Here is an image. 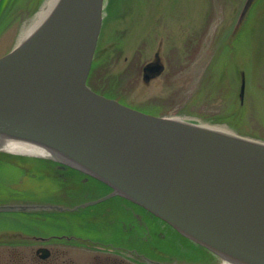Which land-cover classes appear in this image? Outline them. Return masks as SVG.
I'll list each match as a JSON object with an SVG mask.
<instances>
[{"label": "water", "instance_id": "95a60500", "mask_svg": "<svg viewBox=\"0 0 264 264\" xmlns=\"http://www.w3.org/2000/svg\"><path fill=\"white\" fill-rule=\"evenodd\" d=\"M253 2L246 1L240 20ZM104 6L105 0H64L32 39L0 59V134L63 151L222 258L264 264L263 140L143 113L90 89ZM163 69L159 60L148 64L144 78ZM244 89L243 79L242 101ZM106 199L75 208L14 202L0 205V213L75 212ZM37 253L50 256L47 249Z\"/></svg>", "mask_w": 264, "mask_h": 264}, {"label": "rangeland", "instance_id": "374dc122", "mask_svg": "<svg viewBox=\"0 0 264 264\" xmlns=\"http://www.w3.org/2000/svg\"><path fill=\"white\" fill-rule=\"evenodd\" d=\"M246 1L105 0L89 86L143 113L226 125L264 140V0H254L240 20ZM39 5L8 0L1 6L0 58L14 48L19 30ZM158 58L163 72L146 80L144 68ZM35 159L0 151V205L29 201L75 208L99 198V192L68 197L74 192L63 179L56 183L45 174V181L32 178L29 165L44 173L47 166V161ZM22 180L26 187L12 183ZM51 183L54 187L45 191ZM104 208L98 204L76 212L0 213V264H148L136 253L148 236L162 244L154 245L161 248L159 260L173 262L164 252L170 255L174 239L144 230L139 241L122 239L136 227L130 218ZM41 247L52 252L49 258L36 254Z\"/></svg>", "mask_w": 264, "mask_h": 264}, {"label": "bare ground", "instance_id": "6f19581e", "mask_svg": "<svg viewBox=\"0 0 264 264\" xmlns=\"http://www.w3.org/2000/svg\"><path fill=\"white\" fill-rule=\"evenodd\" d=\"M7 1L8 0H0V10L2 9L1 6H3L4 3ZM63 1L64 0H42V2L39 5L38 4L39 0H33V1L30 0L31 4L33 3L35 7L39 5V7L37 8L38 11L36 10L37 12L33 16V18L29 22L25 23L23 27L19 30V34L14 48L6 55L2 56L1 58L16 51L25 43H27L30 39H32L40 31V29L53 17V15L59 9ZM87 85L90 89H92L89 86L88 80H87ZM165 117L181 121L182 123H189L196 127L198 126V127L212 129L218 132V134L232 139H237V137L240 136L244 138L248 137L246 135L236 133L232 128L226 125L205 124L199 121H193L183 117H173V116H165ZM0 151L14 152L23 155H31L32 157L37 158L35 159L36 162H40L42 164H44L45 161H47L45 173L39 170L38 165L35 164L29 165L28 166L30 168L29 170L32 171L30 176L36 180L45 181L46 180L44 176L45 174L51 179V181L54 180L56 183H57V179H63L67 181L69 180L68 182L70 183L71 186L77 187L78 188L77 190H81L79 192H84L87 195H91L95 192H99L98 193L99 198H97V200L108 197L106 201L101 203L105 205L104 211H110V212L113 211L121 218L124 216V211H126L125 207L128 206L126 202L127 200L123 196L119 195V192L114 188L115 185L111 186V184L105 182L104 179L97 178V176L94 174L95 172H93L91 169L85 166L83 167L84 168L83 169L81 164L69 159L68 157L70 156L63 153V151L56 149L55 147L49 146L47 144L45 145L40 141L32 140L30 138L20 139L12 136H7L4 134H0ZM21 159L26 160V158H21ZM12 183L14 184L17 183L20 186L23 185L25 187L27 186V183L24 180L14 181ZM37 186H38L37 188L39 189L41 188L42 185H37ZM47 186L48 187L45 188V191H48L49 188L52 189L54 187V184L51 183L50 185L48 184ZM19 203L39 204L37 202H29V201L19 202ZM144 214L149 215L151 217L150 218L151 221L155 224L151 227L152 234L154 233L160 239H169V240L174 239V241L176 242V243L173 242L176 245V247L173 250H169L170 255H167L166 252H164L165 255L167 257H170L174 262H177L179 264H247V263H243L245 262L244 260L239 259L237 257L230 258L226 256L222 258L221 255L219 256L216 253L210 252L209 250L203 247H200L198 252L194 250L188 251L190 245L191 246L192 245L198 246V245L194 244L192 241H189L178 231H176L173 226H170L165 221L154 216L146 209L140 207V209H138L137 211L131 214L132 216L131 218L137 220L141 217V215ZM147 238L152 240V238H150L149 236ZM167 246L171 247L170 245Z\"/></svg>", "mask_w": 264, "mask_h": 264}, {"label": "flooded vegetation", "instance_id": "af4514ba", "mask_svg": "<svg viewBox=\"0 0 264 264\" xmlns=\"http://www.w3.org/2000/svg\"><path fill=\"white\" fill-rule=\"evenodd\" d=\"M69 181V180H68ZM67 180H64V182L66 183V184H68V187L70 186L71 188H72V190H73V194H70V196H68V197H71V196H74V195H80V194H82V193H84V192H79V191H81V190H77L78 188L77 187H75V186H71L70 185V183L68 182ZM61 189H62V186H61ZM85 195H87V194H85ZM132 207V206H131ZM131 207H129V206H127V207H125V210L126 211H124V216L126 217V219H128V218H130L128 221H130V222H133V226L134 227H136L135 229H133V230H131V231H129V232H124V234H123V237H122V239H126L127 241H129V240H133V241H135V240H140V239H142V238H139L138 236H139V232L141 231V230H144V234H146V232L148 231L149 233L152 231L151 230V225L147 222V220L146 219H150L151 217L149 216V215H141V217L139 218V219H137V220H134L133 218H131L132 216H131V214L132 213H134L135 211H137L134 207L133 208H131ZM113 212V211H112ZM112 212H110V211H106V213H108V214H111ZM151 220V219H150ZM124 221H126V220H124ZM124 221H121V223L122 222H124ZM143 221V222H142ZM145 222V223H144ZM152 222V221H151ZM144 223V224H143ZM153 225H155L153 222H152V226ZM114 226H117V223H114ZM124 231V230H123ZM131 233V235H136V238L137 239H133V236H129V234ZM129 237H130V239H129ZM153 240V239H152ZM152 240H150V239H148L147 238V240H144V241H141V242H144L145 244H146V246H147V249H152V250H154V252H155V254H158L159 253V247H155L154 245H157L156 244V241H152ZM123 242H125V241H123ZM191 244V243H190ZM199 249H200V246H189V248H188V251H191V250H194V251H199ZM202 249V248H201ZM150 252V251H149ZM52 253V252H51ZM50 253V254H51ZM174 262V261H173Z\"/></svg>", "mask_w": 264, "mask_h": 264}, {"label": "trees", "instance_id": "16d2710c", "mask_svg": "<svg viewBox=\"0 0 264 264\" xmlns=\"http://www.w3.org/2000/svg\"><path fill=\"white\" fill-rule=\"evenodd\" d=\"M260 0H258L257 2H259ZM156 257H158V256H156Z\"/></svg>", "mask_w": 264, "mask_h": 264}]
</instances>
